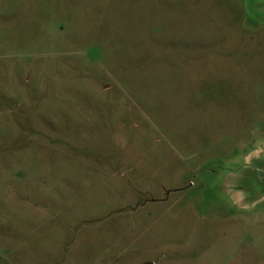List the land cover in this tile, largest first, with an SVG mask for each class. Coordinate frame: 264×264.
<instances>
[{"label": "rangeland", "instance_id": "1", "mask_svg": "<svg viewBox=\"0 0 264 264\" xmlns=\"http://www.w3.org/2000/svg\"><path fill=\"white\" fill-rule=\"evenodd\" d=\"M2 231L7 264H261L264 0H0Z\"/></svg>", "mask_w": 264, "mask_h": 264}, {"label": "crops", "instance_id": "2", "mask_svg": "<svg viewBox=\"0 0 264 264\" xmlns=\"http://www.w3.org/2000/svg\"><path fill=\"white\" fill-rule=\"evenodd\" d=\"M245 239H243L240 243L238 242L236 244L235 247H237L236 249V254H245V256L247 257L249 254V250H250V244L251 242H247L248 240L246 239V237H244ZM12 238L10 237V233L9 231L7 233H4L3 231L0 232V264H7V262L3 259L4 257H8L9 255L13 258L15 256V252L13 250L14 246L11 243ZM250 241V240H249ZM254 251L258 254V258L256 259V253H254L255 255V259L256 260H261V264H264V257L257 251L254 249ZM16 264H18V262H15ZM236 264H238L236 262Z\"/></svg>", "mask_w": 264, "mask_h": 264}]
</instances>
